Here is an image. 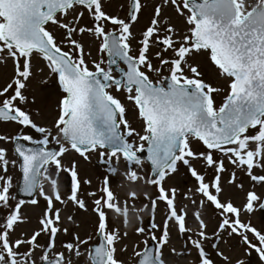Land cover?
Wrapping results in <instances>:
<instances>
[{
    "label": "snow or ice",
    "instance_id": "1",
    "mask_svg": "<svg viewBox=\"0 0 264 264\" xmlns=\"http://www.w3.org/2000/svg\"><path fill=\"white\" fill-rule=\"evenodd\" d=\"M0 68V264H126L133 214L136 264H264V0H0ZM72 153L106 166L99 187Z\"/></svg>",
    "mask_w": 264,
    "mask_h": 264
},
{
    "label": "rangeland",
    "instance_id": "2",
    "mask_svg": "<svg viewBox=\"0 0 264 264\" xmlns=\"http://www.w3.org/2000/svg\"><path fill=\"white\" fill-rule=\"evenodd\" d=\"M258 2V0H248V3L250 5H255ZM93 54L95 55V49H93ZM4 69L0 68V72H3ZM10 71V69L8 70ZM3 84V77L0 76V86ZM31 93L35 94L38 98V103L36 105H31L33 110L40 109L41 116L37 119L40 122H50L51 118L55 115V109L56 105L59 100V90L54 82H50L47 86H41L37 83H34L31 88ZM121 99L123 100V96H121ZM218 97V101H219ZM126 102V101H125ZM130 108V114L129 119L132 120L133 126L136 127L138 130L140 129L139 122L134 118L133 115H131V106ZM16 131L15 126L11 124H3L0 123V133H14ZM8 147H12L9 145ZM76 159L81 166V172L83 175H86L87 177L91 178L93 181V189L99 187L102 184L104 173H105V165L97 163V157L94 155L92 157V162L87 163L84 162L77 154L72 153L65 157V162ZM146 169L148 166H145ZM150 172V169H148ZM61 180H63V177H61ZM174 181H169V183H173ZM188 186L191 187V182H188ZM112 187L113 190L117 193V195L120 197L121 201H123L129 194L130 190H135L138 193H140L138 199L135 201L129 200L130 205H134L135 209H140L143 207L144 204L148 203V201L145 199L143 193L145 191L152 192L154 189L151 188V186H145L143 184H135L130 185L124 180L123 176H115L112 177ZM239 202V201H237ZM161 209H163V205L160 206ZM111 215V214H110ZM160 214L158 213L157 219H159ZM212 216V210L209 209L207 213V217L211 218ZM141 218L144 220L145 224L148 220L147 210L144 213H141ZM252 223L256 225L257 227H260L264 225V217H262V214L260 212H257L251 217ZM34 222V218H33ZM77 223L80 225L78 229H74V231H78L79 234L83 236H87L93 232V217L89 213H82L78 219ZM111 223L119 226L121 230H124V225L122 220H112ZM139 221L136 219V216L133 214L131 215V223L127 226V230L129 233V238L125 241V244L128 246V251L124 253L122 256H120L121 259H123L126 264H136V257L133 253V245L134 243H139L144 238L141 236H137L135 233V228ZM173 236V244L176 246L177 250L180 251L182 247V241L176 239L175 231L172 233ZM66 239V238H65ZM96 238L93 237V240ZM43 243V240L41 241ZM233 243L232 241H229L227 245L223 246V250L225 251V254L227 255H234L232 251L229 249V245ZM140 249L144 248L143 243H139ZM165 254L167 255L168 249H165ZM196 259V253L194 251L191 252L190 255H187L184 258L181 257H175L172 259L171 264H192V262Z\"/></svg>",
    "mask_w": 264,
    "mask_h": 264
},
{
    "label": "water",
    "instance_id": "3",
    "mask_svg": "<svg viewBox=\"0 0 264 264\" xmlns=\"http://www.w3.org/2000/svg\"><path fill=\"white\" fill-rule=\"evenodd\" d=\"M143 155H146V153H145V154H143Z\"/></svg>",
    "mask_w": 264,
    "mask_h": 264
}]
</instances>
